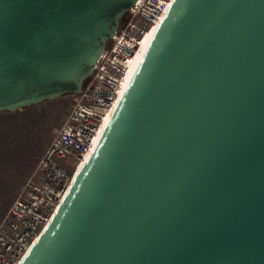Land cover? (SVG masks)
<instances>
[{
    "label": "water",
    "instance_id": "95a60500",
    "mask_svg": "<svg viewBox=\"0 0 264 264\" xmlns=\"http://www.w3.org/2000/svg\"><path fill=\"white\" fill-rule=\"evenodd\" d=\"M138 0H0V113L82 92ZM21 264H264V0H174Z\"/></svg>",
    "mask_w": 264,
    "mask_h": 264
},
{
    "label": "built area",
    "instance_id": "2783aa9c",
    "mask_svg": "<svg viewBox=\"0 0 264 264\" xmlns=\"http://www.w3.org/2000/svg\"><path fill=\"white\" fill-rule=\"evenodd\" d=\"M174 0H138L97 60L66 120L0 223V264H21L50 225L93 147L105 117L120 102L122 84L144 36Z\"/></svg>",
    "mask_w": 264,
    "mask_h": 264
},
{
    "label": "rangeland",
    "instance_id": "374dc122",
    "mask_svg": "<svg viewBox=\"0 0 264 264\" xmlns=\"http://www.w3.org/2000/svg\"><path fill=\"white\" fill-rule=\"evenodd\" d=\"M75 95L0 113V223L67 118Z\"/></svg>",
    "mask_w": 264,
    "mask_h": 264
},
{
    "label": "bare ground",
    "instance_id": "6f19581e",
    "mask_svg": "<svg viewBox=\"0 0 264 264\" xmlns=\"http://www.w3.org/2000/svg\"><path fill=\"white\" fill-rule=\"evenodd\" d=\"M156 27H157V25L154 26V27H153V28H152V29H151V30H150V31L144 36L143 41H142V43H141V47H140V51H139V53H138V54H137V55L131 60V62H130L129 67H128V72H127V74H126V76H125V78H124V80H123V84H122V88H123L122 95H123V93H124V91H125L126 83H127L128 78H129V75H130V73H131V70H132V68H133V66H134V64H135V62H136V60H137V58L139 57L140 53L142 52V50H143V48H144V46H145V44H146V42H147V40H148V37L154 32V30H155ZM113 110H114V108H113V109L108 113V115L105 117V120L103 121V124H102V126H101V128H100V130H99V132H98V134H97V136H96L95 139H94L92 149L88 152V154L85 155L83 162L81 163V165H80V166L78 167V169H77V173H76V175H75V178H74L73 184H74L75 180L78 178V176H79V174H80V172H81V170H82V168H83V165L87 164V163L89 162V160L91 159V157L93 156V154H94V152H95V150H96V148H97V145H98V143H99V141H100V139H101V137H102V135H103V133H104V131H105V129H106V127H107V125H108V123H109L111 117H112V115H113Z\"/></svg>",
    "mask_w": 264,
    "mask_h": 264
},
{
    "label": "crops",
    "instance_id": "0c3cea01",
    "mask_svg": "<svg viewBox=\"0 0 264 264\" xmlns=\"http://www.w3.org/2000/svg\"><path fill=\"white\" fill-rule=\"evenodd\" d=\"M15 200V199H14Z\"/></svg>",
    "mask_w": 264,
    "mask_h": 264
}]
</instances>
